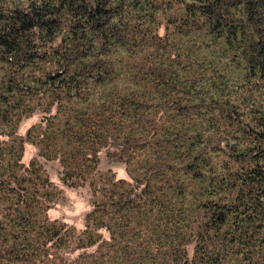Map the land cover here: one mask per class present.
Here are the masks:
<instances>
[{
	"label": "trees",
	"instance_id": "1",
	"mask_svg": "<svg viewBox=\"0 0 264 264\" xmlns=\"http://www.w3.org/2000/svg\"><path fill=\"white\" fill-rule=\"evenodd\" d=\"M0 264H264V0H0Z\"/></svg>",
	"mask_w": 264,
	"mask_h": 264
},
{
	"label": "rangeland",
	"instance_id": "2",
	"mask_svg": "<svg viewBox=\"0 0 264 264\" xmlns=\"http://www.w3.org/2000/svg\"><path fill=\"white\" fill-rule=\"evenodd\" d=\"M37 117H33L25 120L19 129L20 133H23L25 128L30 122L35 120ZM34 149L26 145L24 151V160L27 162L29 158L34 156ZM43 165L48 173L50 180L61 190V199L57 201L50 209L49 214L51 217H56L61 219L76 229H81L83 225V218L89 208V198L90 191L89 187L85 185L84 187L78 189H70L63 186L58 180V166L55 162H43ZM110 169L114 172L117 177L126 178L125 167L119 162H112L109 157H106L105 153L102 152L100 155L99 170L103 171Z\"/></svg>",
	"mask_w": 264,
	"mask_h": 264
}]
</instances>
